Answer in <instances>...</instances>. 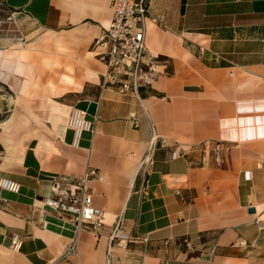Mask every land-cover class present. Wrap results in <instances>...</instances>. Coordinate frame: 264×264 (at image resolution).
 Instances as JSON below:
<instances>
[{
  "label": "crops",
  "instance_id": "obj_1",
  "mask_svg": "<svg viewBox=\"0 0 264 264\" xmlns=\"http://www.w3.org/2000/svg\"><path fill=\"white\" fill-rule=\"evenodd\" d=\"M1 1L0 27L15 39L0 50L12 59L13 42L25 48L29 69L11 81L29 84L17 95L0 79L15 93L4 120L19 122L7 126L13 138L0 122V264H107L115 221L134 241L112 262L264 264V0H151L143 28L160 75L136 94L101 97L96 40L114 0ZM216 141L228 146L223 165L201 166ZM177 147L189 154L173 159ZM89 169L105 226L81 230L77 255L62 258L74 226L44 199Z\"/></svg>",
  "mask_w": 264,
  "mask_h": 264
},
{
  "label": "built area",
  "instance_id": "obj_2",
  "mask_svg": "<svg viewBox=\"0 0 264 264\" xmlns=\"http://www.w3.org/2000/svg\"><path fill=\"white\" fill-rule=\"evenodd\" d=\"M151 0H114L112 4V19L109 27L96 40L104 47L101 60L105 70L101 74L99 83V97L105 89L111 88L122 95L136 94L140 87L151 86L160 75L159 55L153 53L145 41L143 20L149 14ZM0 108V113H1ZM134 127L139 126V120L134 113L129 114ZM228 146L221 142H213L206 150L204 146L200 157V165L212 158L216 167L223 165L225 152ZM189 150L177 147L171 152V157H186ZM95 175L94 169H89L77 178H62L64 186L56 188L55 194L44 199L45 205L59 216L66 218L74 226V237L65 247L62 258L77 255L76 237L81 230L92 233L105 226L104 212L93 206L92 193L87 182ZM61 183V182H60ZM264 229V221L259 222ZM108 246L106 253L107 264H120L111 261V254L116 248H125V245L134 241V238L125 230L121 222L115 221L109 226ZM18 239L14 236V242ZM187 247L190 242L181 239ZM165 244L167 241L164 242ZM215 247L210 248L213 253Z\"/></svg>",
  "mask_w": 264,
  "mask_h": 264
},
{
  "label": "bare ground",
  "instance_id": "obj_3",
  "mask_svg": "<svg viewBox=\"0 0 264 264\" xmlns=\"http://www.w3.org/2000/svg\"><path fill=\"white\" fill-rule=\"evenodd\" d=\"M13 33L14 32H11L10 30L9 31L7 30L6 24H4V23L1 24V27H0V40L1 41H4V40L13 41L15 38H9L8 37V36H12ZM12 46H13L12 47L13 50L10 51V52L15 53V56H13L12 59H7V57L0 50V79L6 80L7 83H9L10 87L14 88V90H15V92L17 94V93L21 92L22 89H25L27 87V85L29 84L28 79L24 78L23 82H21V84H18V85L15 86V85L12 84L11 77H13V73H17V74L23 75L24 72H26L27 69H29V63H27V60H26V57H25L26 56L25 48L22 45H15L14 42L12 43ZM51 61L52 60L49 59V58L45 59V61H44L45 65L48 66V67L51 66L52 65ZM56 63L57 62L54 59L53 60V64H56ZM67 69H68V71L72 70L70 67H68ZM87 73L88 74H93V72L90 71V70H87ZM60 76L62 77V81H63L62 84L64 82L68 83V82L71 81V77L68 76V74H61ZM73 85H74V83H73ZM16 119H17V117L15 118V115H13L9 120H5V121L1 122V128L5 129V131L7 132V135H8L7 137L12 136V138H13L17 134L18 131L17 130H13V128H12V126H17V124L19 123V122H15ZM10 121L13 122V123H11V125H12L11 128L12 129H11V131H9V130L7 131V126H9V124H10L9 122ZM68 124H69V122H68ZM15 150L16 149L14 147L13 148L10 147V149L7 150L8 155H11Z\"/></svg>",
  "mask_w": 264,
  "mask_h": 264
},
{
  "label": "rangeland",
  "instance_id": "obj_4",
  "mask_svg": "<svg viewBox=\"0 0 264 264\" xmlns=\"http://www.w3.org/2000/svg\"><path fill=\"white\" fill-rule=\"evenodd\" d=\"M4 10L5 9H4L3 3L0 0V19H1V17L2 18L6 17ZM148 47H149V44H148ZM153 53H155V52H153ZM14 98H15L14 91L12 89H10L8 86H6L5 84L1 83V81H0V108H2L1 113H0V122L5 121L4 120L5 117H7L9 115L10 112H8V111H10L11 108L14 106ZM69 124H70V126L75 124L73 119L69 121ZM85 128H88V126H85ZM76 131L78 133V129H76ZM4 132H6L5 129H2L1 134H3ZM3 142L5 143L6 140H4ZM5 145L7 146V148L10 147L9 144L5 143Z\"/></svg>",
  "mask_w": 264,
  "mask_h": 264
},
{
  "label": "water",
  "instance_id": "obj_5",
  "mask_svg": "<svg viewBox=\"0 0 264 264\" xmlns=\"http://www.w3.org/2000/svg\"><path fill=\"white\" fill-rule=\"evenodd\" d=\"M249 211H250V212H253L254 210L251 208V209H249Z\"/></svg>",
  "mask_w": 264,
  "mask_h": 264
}]
</instances>
